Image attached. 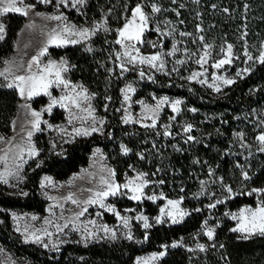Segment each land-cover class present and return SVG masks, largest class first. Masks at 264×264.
Segmentation results:
<instances>
[{
	"label": "rangeland",
	"instance_id": "374dc122",
	"mask_svg": "<svg viewBox=\"0 0 264 264\" xmlns=\"http://www.w3.org/2000/svg\"><path fill=\"white\" fill-rule=\"evenodd\" d=\"M73 2L74 0H68V6L65 7L59 3V0H52L48 4L40 3L39 0H24V4L18 6L34 5V8L28 10L27 15L16 12L0 14V24L4 26L2 34L4 38L0 40V44H3L7 38L8 16L16 14L25 18L14 42L13 52L4 57L0 56V73H3L0 75L1 86L7 87L9 83L14 85L19 83L15 80L16 76L36 73L37 65L33 64L29 72L28 64L33 57H39L41 68L47 66L49 62H54L58 68L63 64L67 70L62 71L61 76L70 85L76 86V92L83 89L89 97L88 99L80 98L79 108L69 105L66 109L56 104L49 112L47 109L51 99L59 100L61 96L68 95L70 88L64 89L62 85L59 87L53 85L49 89L51 96L41 93L29 99L27 92L22 97L19 89L13 86L12 88L17 89L21 101L13 120L11 135L0 140V183L10 186L15 193H24L26 167L31 160L38 158L46 147L49 154H62L67 145L76 140L95 134L100 135L106 130L109 91L102 94L87 83L74 80L72 77L74 66L68 57L46 58L50 48L75 45H83L90 53L99 52L107 60L109 77H112L109 79L114 78L123 82L118 107L120 119L123 125L146 129L143 134H135V131H132L131 135L135 134L133 141L139 143L138 147L141 150L149 151V161L158 162V172L153 174L149 164L138 165V161H135L131 155L132 150L126 144L121 143L120 151L114 146L109 148L97 146L93 149L87 165L68 178L58 179L52 174L43 175L40 181V194L47 201L45 212L9 211L14 230L24 242L48 252L59 251L72 245L88 246L124 241L141 247L152 229L162 225H180L193 214H204V222L197 233L182 236L161 245L156 250L142 253L136 257L133 264L137 262L164 264L168 253L178 249L186 252L190 264H222L216 256L220 248L216 237L218 231L227 222L233 223L231 232L242 238L263 235L258 228L250 233L232 229L239 227L251 229L249 223L251 218L244 219L241 211L248 208L255 210L261 202H264V187L256 188L248 184L252 178L256 155L264 148L257 139L259 135L264 134V104L259 108L250 105V108L244 112L245 117L237 119L238 122L233 128H228L232 131L231 135L223 136L222 157L228 159L229 164L224 162L212 165L207 160L200 163L199 156L192 152L188 144H183L185 128L191 126L193 129L197 126V122H209L211 117L227 125V116L225 113L212 116L188 106L183 96L171 94L169 91L175 88L193 91L194 85H197L201 89L202 97H208L209 94L224 92L239 79L249 75L256 65L261 63L259 57L264 53V31L261 30L264 29V0H85L83 5L78 4L72 7ZM138 5L148 17V26L141 36V41L134 42L135 48L139 49L141 56L160 54L163 68L159 67L160 61L157 62V68L139 62L129 63L123 55L125 48L115 43L119 38L118 30L131 19L132 12ZM153 6L160 11L154 12ZM53 15H62L66 19L60 21L48 19ZM65 25L75 30L87 28L90 30L89 36L82 39L78 36L63 34L69 41L77 40L78 42L59 47L49 44V36L53 34V30L56 33H62ZM97 25L100 27L93 33L91 30ZM150 29L164 38L168 43L166 48L154 53L142 50L144 33ZM98 37H101L102 41L99 46H96L95 39ZM228 45H232L231 63L219 69L215 68L213 65L224 58V51ZM44 48H47V52L40 55ZM205 51L208 53L207 62L201 67L197 60L204 56ZM168 53L173 54L168 55ZM245 53L252 59L249 60ZM133 55H136L135 51ZM121 64L128 71H123ZM141 71L144 72L143 77L140 76ZM193 73H203V75L189 79ZM225 79L232 80L233 83L224 84ZM129 86L134 91L125 92L124 90ZM216 88L220 90L216 91ZM72 94L75 95V93ZM125 95L129 97V100L125 101ZM41 97H46V103L37 108L34 107V101ZM165 97L168 98L169 103L156 109L158 100ZM175 100L181 101L178 112L172 111L171 103ZM65 104H68V101H65ZM153 110H155L154 116ZM32 112L40 113L39 130L33 127L36 118L32 116ZM70 116L71 122H69ZM159 122H161L160 125ZM93 127L97 131H91ZM77 129L81 132L88 131L89 134L78 135ZM166 129L173 132L171 139L166 138ZM29 132L32 133L30 138ZM197 138L196 140L194 137L192 140L197 141L199 145L207 138V135H204L201 130V135ZM122 146L128 149L127 153L123 151ZM153 148L157 150L156 154H151ZM33 150L35 155L30 154ZM178 151H182L181 153L188 151L189 156H195L193 160L195 166L189 165V176L180 180L181 192L167 197L162 186L169 176L159 165H163L164 162L168 165L170 156ZM122 171V178H119ZM141 174L143 181L148 182L143 188V195L140 200L129 199L132 193L123 185ZM245 175L248 179H245ZM171 179L173 178H169V181ZM104 180L121 186L117 195H109L104 199V204L113 207L120 217L126 218L127 226L115 213L101 208L99 204L84 203L92 199L96 192L106 189V185L102 183ZM140 182L137 181V183ZM176 188L173 179L169 184L170 193H174ZM228 188L231 189L230 193L227 191ZM253 189L261 191L253 192ZM69 196L71 199H68ZM244 196H254L257 205H243L235 210L227 209L222 214L217 212L220 206H227L229 201ZM150 197L156 199L153 200ZM160 200H163V204L153 215L146 213L137 205L127 204L130 201L157 203ZM169 200L178 201L179 210L185 213L181 217L176 210H173L177 223H173V218L167 215L170 208ZM85 207L87 211L75 218ZM161 208L165 209L164 215L161 214ZM140 215L148 218L149 228L145 229L143 221L137 219ZM245 216H248L246 212ZM32 217L36 219L33 220ZM89 221H95V224ZM65 224H68V227L64 228ZM57 225H60L63 230L57 231ZM105 226L110 230L108 233L102 230ZM209 228L213 230L211 239L206 234ZM33 233L41 237L40 242H35ZM89 233L92 234L89 235ZM129 235L132 239L128 238ZM45 244L47 247L44 246ZM160 253L164 254L161 256ZM154 256L155 259H153ZM0 264L46 263L35 262L2 247L0 248Z\"/></svg>",
	"mask_w": 264,
	"mask_h": 264
},
{
	"label": "trees",
	"instance_id": "16d2710c",
	"mask_svg": "<svg viewBox=\"0 0 264 264\" xmlns=\"http://www.w3.org/2000/svg\"><path fill=\"white\" fill-rule=\"evenodd\" d=\"M97 1V0H94ZM264 14V10H263ZM264 19V17H263ZM25 18L16 14L7 18V38L0 44V56H7L13 52L14 42L18 31L23 26ZM264 31V29H261ZM264 38V35H263ZM102 39H95V45L99 46ZM155 45V46H154ZM168 43L155 30H146L142 41L144 52H158L166 48ZM66 56L72 62L74 69L72 77L74 80H81L87 83L96 91L105 94L109 91L108 126L103 134H95L87 138H80L67 145L62 154H49L46 147L40 156L30 161L26 167L24 193H15L10 186L0 183V248L6 247L13 250L20 256H24L35 262L46 264H133L136 257L142 253L156 250L165 243H170L182 236L197 233L205 219L204 214H193L184 223L174 226H158L149 231L145 244L138 246L131 242L121 243H98L88 246L72 245L62 248L59 251H44L33 244L24 242L22 237L14 230L13 222L9 211L25 210L44 213L47 201L40 194V181L44 174H52L58 179H66L81 167L87 165L93 149L97 146L109 148L114 146L120 151L121 143L126 144L132 150V157L138 161V165L144 163L153 174H157V161H149V151L141 150L137 141H133L135 134L145 133V128L123 125L118 107L121 101L120 90L123 85L121 80L109 77L107 60L99 52H88L83 45L67 46L62 48H50L46 58H59ZM110 78V79H109ZM171 94L183 96L187 105L198 110L216 116L225 113L227 125L221 124L216 118L211 121L196 123V127L183 135V144H188L192 152L199 156V162L207 160L209 164H229L228 159L222 157L224 146L223 136H230L233 128L238 122L237 119L245 117L244 112L252 105L259 108L264 104V63H259L246 77L239 79L231 87L220 94L202 97L199 86L194 85V90L189 91L182 88H175L169 91ZM108 97V96H107ZM46 97L34 101V107L46 103ZM20 96L16 88H9L0 85V140L12 133L13 120L20 105ZM251 106V107H252ZM236 118V120H235ZM159 125L161 122L158 123ZM203 134L207 138L201 141L189 140L188 137H196V140ZM135 131L134 135L131 132ZM166 138L171 139L172 131L166 129ZM259 131V130H258ZM257 131V132H258ZM223 133V135H222ZM257 134V133H256ZM143 136V135H142ZM118 138V141H116ZM188 142V143H187ZM163 151V149H161ZM156 149H151V154H156ZM176 152L171 155L168 165L164 162L159 165L167 172L169 178L174 179L177 187L175 192L170 193L169 181L164 179V192L167 197L179 194L181 191L179 182L189 176V165H194L195 156H189L188 151ZM154 156V155H153ZM150 171V173H151ZM123 171L119 178H122ZM173 182V181H172ZM183 184V183H182ZM251 187H264V150L257 153L252 178L249 181ZM129 205H137L146 213L156 214L163 204V200L157 203L130 201ZM243 205H257L254 196L237 197L228 202L227 206H220L217 212L222 214L225 210H235ZM233 223L227 222L219 231L216 240L220 244L216 256L222 264H264V234L251 238H242L232 233ZM164 264H190L186 252L178 249L170 251L164 259Z\"/></svg>",
	"mask_w": 264,
	"mask_h": 264
},
{
	"label": "snow or ice",
	"instance_id": "6c2138e0",
	"mask_svg": "<svg viewBox=\"0 0 264 264\" xmlns=\"http://www.w3.org/2000/svg\"><path fill=\"white\" fill-rule=\"evenodd\" d=\"M40 3H51L52 0H39ZM60 4H63L65 7L68 6V0H59ZM85 3V0H74L72 3V7H76V5L80 4L83 5ZM24 0H0V14L8 13V12H16L21 15H27L28 10L34 8V5H27L24 7L18 6V5H23ZM153 11L154 12H159L160 9L153 6ZM39 15V14H37ZM48 19L52 20H65L66 18L62 15H53L48 17ZM148 26V17L142 10V8L138 5L132 12L131 19L128 20L123 28L118 30V39L115 41L116 44L121 45L122 47L125 48V51L123 53L124 57L128 59V62L131 64H135L136 62H139L140 64H147L152 68H157V62L160 61L159 67L163 68V62L161 60L160 54H154L151 56H141L139 54V49L135 48V43L134 42H140L141 41V36L145 30V28ZM100 26L97 25L95 29H92L91 31L94 33L96 30H98ZM3 32H4V26L0 24V40H2L3 37ZM90 30L87 28L75 30L74 28H69L67 25L62 29V33H56L55 30H53V34L49 36V44H55L56 46H62L67 43H77V40H71L69 41L68 39L64 38L63 34L66 35H71V36H78L80 38H87L89 36ZM183 35V34H182ZM127 42V43H126ZM155 46V45H154ZM133 51H135L136 55H133ZM47 52V48H44L41 52L40 55H44ZM173 53H168V55H172ZM232 45H228L226 51H224V58L216 62L213 66L217 69H219L221 66L225 64H230L232 61ZM245 55H248L245 53ZM207 56L208 53L205 51L204 56H201L199 60H197V63L203 67V64L207 62ZM119 58V56H118ZM248 59L251 60L252 57L248 55ZM259 60L261 63H264V53L261 54L259 57ZM179 63H183V61H179ZM36 64L38 71L36 73H33L28 76L24 75H19L15 77V80L18 81L19 83H16L15 85L12 83H9L7 87L12 88L13 86L17 87L19 89L20 95L23 97L25 95V92H27V96L29 99H31L33 96L40 95L43 93L44 95L51 96V93L49 92V89L55 85L57 87L63 86L64 89H71L68 95L61 96L59 100L56 98L51 99V103L47 109V111H51L52 106H55L56 104H60L61 107L63 108H68L69 105L73 107H80V98L83 97L84 99H88L89 97L87 96V93L82 89L81 86V91L76 92V86L70 85V83L65 80L61 76L62 71H66L67 69L63 67V64L57 67V65L54 62H49V64L43 68L40 67L39 64V57H33L32 61L28 64V70L31 72L32 65ZM121 69L123 71H128V69L121 64L120 65ZM53 69H56L53 71ZM0 75H3V73H0ZM203 75V73H193L192 76L189 77V79H195L197 76ZM237 75H240V73H237ZM140 76H144V72H140ZM219 79V78H217ZM224 84H231L233 83L232 80L225 79L223 80ZM219 88H216V91H219ZM125 92L129 91H134V89L129 86L127 89L124 90ZM72 93H75L73 95ZM125 101L129 100V97L125 95L124 97ZM65 101H68V104H65ZM169 103L168 98H162L158 100L156 109H159L161 105ZM181 101L180 100H175L174 102L171 103L172 111L173 112H178L179 111V105ZM155 115V110H153V116ZM32 116H34L36 119L33 122V127L39 130V124H40V113L38 112H32ZM148 118V117H146ZM69 122H71V116L69 118ZM127 122V120H125ZM102 123V122H101ZM153 127L155 126V121L153 120ZM91 131H97L95 127L91 129ZM186 132L191 131V126H188L185 128ZM76 134L80 135H87L89 134L88 131L81 132L79 129L76 130ZM167 134V133H166ZM32 133L29 132L28 136L29 138L31 137ZM189 140L192 139L191 136L188 137ZM261 145H264V134H261L257 137ZM122 149L125 153H127L128 149L126 147L122 146ZM261 150H264L262 148ZM30 154L35 155V151L33 150ZM47 179V178H45ZM245 179H248L247 175H245ZM137 181H141L140 183H137ZM6 182V181H5ZM50 182V181H49ZM103 184L106 185V189L103 191H98L94 194V197L92 199L86 200L84 203L91 205V204H99L101 208H105L109 212H113L117 215L118 218L123 220V223L125 226L128 224V220L126 218L120 217L119 213L116 212V210L111 207L107 206L104 204V199L107 198L109 195L115 196L117 193L120 191V185H116L114 183H110L106 180L102 181ZM148 182L143 181L142 179V174L138 175L134 180H129L126 184L123 185L125 189H127L129 192L132 193L131 196H129V199L132 200H140L142 195H143V188L146 186ZM227 191L230 193L231 189L228 188ZM261 190L253 189V192H257ZM68 199H71V196L68 197ZM150 199L155 200V197H150ZM219 202V201H217ZM73 203H76V201H73ZM178 201H168V205L170 206L167 215L169 217L173 218V223H177L178 221L174 218L173 215V210H176V212L182 217L185 213L180 211L178 208ZM211 207H214L215 205H210ZM87 211V208L85 207L80 213L77 214L75 218H78L79 216H82L84 212ZM161 214H165V209L161 208ZM245 212L248 214V216H245ZM241 216L244 217V219H248L250 217L249 223L251 224V229L247 227H239V228H234L232 229L233 231H242V232H251L252 230L259 229V232L261 234H264V202H261L260 206H257L255 210L248 208L244 209L241 211ZM235 218V217H234ZM33 220L36 219V217H32ZM137 219L143 221V227L145 229L149 228V222L148 218L140 215L137 217ZM158 222H159V218ZM45 223H49V221H45ZM91 224H95V221H89ZM64 228L68 227V224L63 225ZM57 231H62L63 228L60 225L56 226ZM105 233H108L110 230L105 226L102 229ZM46 231V230H45ZM47 235H51V233H46ZM92 233H89L91 235ZM208 237L211 239L213 236V230L211 228L208 229L207 233ZM35 236V242H40L41 237L36 236L35 233H33ZM129 239H132L131 235L128 237ZM47 247V245H44ZM175 246V245H174ZM202 247V246H201ZM164 253H160L162 256ZM155 259V256L153 257ZM139 264V262H137Z\"/></svg>",
	"mask_w": 264,
	"mask_h": 264
}]
</instances>
